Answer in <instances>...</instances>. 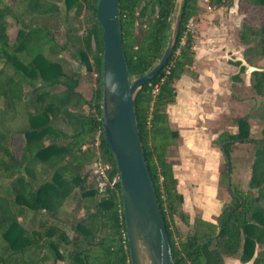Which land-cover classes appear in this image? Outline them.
I'll return each mask as SVG.
<instances>
[{"label":"trees","instance_id":"1","mask_svg":"<svg viewBox=\"0 0 264 264\" xmlns=\"http://www.w3.org/2000/svg\"><path fill=\"white\" fill-rule=\"evenodd\" d=\"M98 1L15 0L23 7L16 15L12 5L0 0V264H131L120 180L113 186L109 183L119 171L103 131L104 45L96 17ZM226 1L210 0L216 6ZM249 4L264 8V0H249ZM84 9L88 26L78 42H84L87 51L77 42H65L60 48L72 45L88 71L97 73L89 98L78 90L76 72L65 71L49 55L59 43L42 23L61 10L78 18ZM201 10L199 0H185L172 56L137 91L135 110L144 153L175 264H225L227 256L235 255L245 264H264V138H249L250 123L244 116L237 119L238 132L224 133L220 141L228 142L224 151L229 157L233 140L255 143L251 191L231 190L232 202L217 220L195 216L193 230L186 235L174 223L176 214L186 223L190 216L181 212L184 197L169 158L179 131L172 127L168 106L176 99L177 80L194 64V36L186 25ZM175 12V0H120L123 46L132 80L160 60ZM12 16L22 24L15 42L8 32ZM138 23L144 26L139 29ZM239 37L249 44L247 55L264 58V16L257 26L244 21ZM45 46L49 53L44 52ZM236 64L241 71L246 69L242 61ZM253 74L258 93L264 95V68ZM155 83L159 84L156 94ZM24 87L23 94L16 93ZM17 113L21 115L14 116ZM17 118L23 125L14 130ZM16 133L25 139L20 156L12 148ZM98 161L111 166L107 181L95 169L98 177L91 180L86 171ZM75 191L77 213L67 224L75 234L71 237L61 216L66 214V199Z\"/></svg>","mask_w":264,"mask_h":264},{"label":"rangeland","instance_id":"2","mask_svg":"<svg viewBox=\"0 0 264 264\" xmlns=\"http://www.w3.org/2000/svg\"><path fill=\"white\" fill-rule=\"evenodd\" d=\"M6 2L12 5L16 15L22 12L23 7L15 0H6ZM199 4L202 10L193 17L190 30L194 36L195 61L192 68L177 80V96L175 101L168 106V110L178 130L184 129L196 139V143L199 142V150L188 153L194 155L201 166L205 167V186L203 187L205 188V202L207 200L210 204L211 213L218 212L219 214L232 202L231 190L238 188L251 191L249 181L256 151L254 142L241 140L231 142L228 181L227 159L224 151L228 142L222 146L223 141H220V136L224 133H237L239 130L237 119L244 116L250 123L249 138L255 140L264 138V95L258 93L257 80H253L255 77L253 70L264 68V58L256 54L247 55L246 49L249 44L243 43L239 37L244 21L255 26L261 23L264 8L250 6L249 0H227L222 6H216L210 0H199ZM70 15L67 17L61 10L53 17L46 16L42 23H46L45 25L48 26L59 45L65 42L68 44L77 42L76 45H82L78 39L86 33L88 26L86 10H82L78 18H74V13L73 16ZM175 15L176 12L173 14V22ZM28 18V16L23 17L24 20ZM18 19L15 16L8 19V32L12 42L16 41L18 30L22 26ZM143 26V23H138L139 29ZM70 27H75V30H69ZM68 48V51H64L67 52L64 60L67 71L71 73L82 63L72 57V55L78 56L76 48L72 45ZM44 52L49 53L47 46ZM53 53H49L51 58L54 56ZM238 60L246 65L244 71H241L240 65L236 64ZM81 68L84 66L81 65ZM95 74V71L86 69V76H83L82 80L78 77V90L87 98L90 97L95 87L97 78ZM26 89L27 87L17 88L16 93L23 94ZM16 115L21 114L17 113L14 116ZM14 123L12 127L14 130L23 125L18 118ZM55 123L63 130H68L62 122L56 121ZM24 143V135L16 133L12 144L16 156L21 155ZM94 169L93 163L86 169L91 180L97 176ZM213 189H216L214 194L210 192H213ZM77 195L76 191L69 195L64 204L66 214L61 216L64 220L62 224L71 237L75 234L67 224H70V219L77 213L75 209ZM194 195L195 193H192L191 197ZM201 196L203 197L204 194ZM187 202L189 203V198ZM182 211L189 212L190 210L185 204L181 207ZM199 214L197 212V215ZM218 216L216 215L214 220H217ZM192 221L189 220V223H186L180 214L174 216L175 227L182 235L193 230ZM225 264L245 263L240 261L239 255H235L227 256Z\"/></svg>","mask_w":264,"mask_h":264},{"label":"water","instance_id":"3","mask_svg":"<svg viewBox=\"0 0 264 264\" xmlns=\"http://www.w3.org/2000/svg\"><path fill=\"white\" fill-rule=\"evenodd\" d=\"M185 0L178 6L160 60L145 74L131 79L122 38L120 0H99L96 17L102 27L103 131L120 175L121 195L131 264H175L158 196L147 165L136 117L137 91L156 77L172 56ZM225 142L222 143V146ZM227 175L230 160L227 153ZM220 232V229L218 233Z\"/></svg>","mask_w":264,"mask_h":264},{"label":"crops","instance_id":"4","mask_svg":"<svg viewBox=\"0 0 264 264\" xmlns=\"http://www.w3.org/2000/svg\"><path fill=\"white\" fill-rule=\"evenodd\" d=\"M82 45L83 47H85V50L87 51L84 42H82ZM64 51H68V49H64L62 51L60 45L57 46L56 51H54L53 53L54 56L52 55L53 56L52 59L60 61L63 64L65 71H67V65L65 64L66 61L64 60V57L67 56L66 55L67 52ZM72 57L75 58L76 60H80V62L82 63L81 65L84 66V68H81V65L77 68H74L77 77H79V79L82 80V77L86 76L85 75L87 69L86 63L84 59H82L81 55L78 56L72 55ZM84 80L86 81V78H84ZM169 119L171 121L172 127L178 130L177 125L175 122L172 121V117L170 114H169ZM198 143L199 142L196 143V139H194V137L189 132H186L184 129L180 128L177 144L171 147L169 151V158L173 162V169L175 172V176L178 179V190L183 194L184 197L182 206H185L186 204V207L190 210L189 212L185 211L186 213L189 214L190 220L194 221L195 216H201L203 219L215 221L214 217L216 215H219L220 213L219 214L218 212L211 213L209 211L210 204L207 203V200L205 202V188H203L205 186V167L201 166L199 160L196 159L194 155L188 153L189 151L190 152L198 151L199 150ZM210 192L214 194L216 192V189H213V192L212 191ZM192 193H195L193 197H191ZM201 194H204V196L202 197ZM188 198H189V203L187 202ZM197 212L198 214L199 213L200 214L197 215Z\"/></svg>","mask_w":264,"mask_h":264},{"label":"built area","instance_id":"5","mask_svg":"<svg viewBox=\"0 0 264 264\" xmlns=\"http://www.w3.org/2000/svg\"><path fill=\"white\" fill-rule=\"evenodd\" d=\"M210 7H211V6L209 5V8H210ZM192 24H193V18H191V19L188 21L187 25H186V27H187V31H190V30H191V26H192ZM95 75L97 76V73H96ZM158 90H159V84H158V83H155L152 92H153L154 94H156V93L158 92ZM94 166H95V170H96V173L98 174V176L101 177V178H104V179L107 181V180H108V171L110 170L111 166H110L108 163H103L102 161H98V162H96V163L94 164ZM119 180H120V175L117 174V175H115L111 180H109V183H110V185L113 186V185H115L116 182H118ZM104 183H105V182H103V184H104Z\"/></svg>","mask_w":264,"mask_h":264}]
</instances>
